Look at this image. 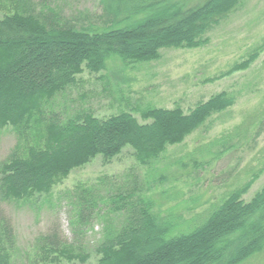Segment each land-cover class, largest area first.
<instances>
[{
	"label": "trees",
	"instance_id": "16d2710c",
	"mask_svg": "<svg viewBox=\"0 0 264 264\" xmlns=\"http://www.w3.org/2000/svg\"><path fill=\"white\" fill-rule=\"evenodd\" d=\"M242 1L205 0L187 8L185 0H99L96 25L84 26L63 18L44 0H0V131L10 129L16 139L0 163V202L49 196L73 170L98 156L109 162L125 147L138 166L150 167L169 147L183 144L213 116L233 107L235 97L221 92L187 114L179 106L148 107L99 119L89 110L62 116L54 101L77 86L84 71H105L111 57L128 68L159 60L163 49L201 48L205 35ZM263 51L264 41L244 61L206 82L248 70ZM213 143L222 148L216 156L232 148L225 138ZM260 174L232 190L186 233L177 216L153 210L134 176L130 187L116 188L106 202L96 188L78 189L70 206L72 241L54 225L35 239L27 264L88 262L80 238L94 218L104 221L96 264H244L264 250V185L243 201ZM100 204L106 215L121 214L122 221L116 226L104 219ZM1 212L0 264H13L14 232Z\"/></svg>",
	"mask_w": 264,
	"mask_h": 264
},
{
	"label": "rangeland",
	"instance_id": "374dc122",
	"mask_svg": "<svg viewBox=\"0 0 264 264\" xmlns=\"http://www.w3.org/2000/svg\"><path fill=\"white\" fill-rule=\"evenodd\" d=\"M44 1L73 24L95 26L94 17L101 14L99 0ZM204 1L185 0L187 8ZM205 39L206 45L196 50L163 49L159 60L128 68L117 57H111L105 71L99 74L84 71L77 77V86L56 98L54 109L62 116L89 110L99 119L148 107L179 106L187 114L198 103L221 92L231 93L235 104L213 116L183 144L169 147L150 167L138 166L132 150L125 147L109 162L98 156L88 165L73 170L49 196H35L29 203L0 202L1 213L14 232L13 264H27L35 239L54 225L63 237L72 241L70 206L76 201L78 189L96 188L106 202L107 195L113 196L116 188L130 187L134 176L136 186L142 188L140 195L152 201L153 210L162 217L177 216L183 226L186 224L182 229L186 233L202 224L232 190L253 174L261 171L243 201L248 202L264 185V51L248 70L206 82L244 61L254 47L262 44L264 0H243ZM135 117L142 123L139 114ZM224 138L232 148L216 156L222 148L213 142ZM15 142L10 129L0 131V163ZM99 210L103 216L107 214L104 204L99 205ZM103 218L111 219L116 226L122 221L121 214L109 213ZM103 226L104 221L94 218L83 228L80 242L89 255L85 264L97 262L95 249ZM244 264H264V250Z\"/></svg>",
	"mask_w": 264,
	"mask_h": 264
}]
</instances>
